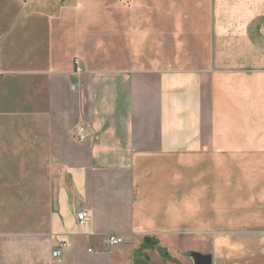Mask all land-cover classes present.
<instances>
[{
    "label": "crops",
    "instance_id": "0c3cea01",
    "mask_svg": "<svg viewBox=\"0 0 264 264\" xmlns=\"http://www.w3.org/2000/svg\"><path fill=\"white\" fill-rule=\"evenodd\" d=\"M36 5L0 49L23 87L0 118V264H230L252 247L264 264V0Z\"/></svg>",
    "mask_w": 264,
    "mask_h": 264
},
{
    "label": "rangeland",
    "instance_id": "374dc122",
    "mask_svg": "<svg viewBox=\"0 0 264 264\" xmlns=\"http://www.w3.org/2000/svg\"><path fill=\"white\" fill-rule=\"evenodd\" d=\"M37 1L38 0H0V49L2 47L4 48L9 39L13 40L16 34H26L33 29L35 15L39 8V6L36 5ZM6 24L8 25L6 26ZM3 56L4 55H0V118L4 117V120H7L10 115L14 114V110L16 109L14 102L15 94L18 91L20 92L23 87L19 85V89H17V85H15L14 82L13 73L20 70L15 67L7 68L4 65L5 61L3 60ZM220 233L222 234V232ZM198 251L200 252L199 254L202 255L205 249L200 248ZM257 257L252 247L246 254L239 255L231 260L232 263L230 264H258ZM196 264H198V262ZM219 264L226 263L223 259H219Z\"/></svg>",
    "mask_w": 264,
    "mask_h": 264
},
{
    "label": "built area",
    "instance_id": "2783aa9c",
    "mask_svg": "<svg viewBox=\"0 0 264 264\" xmlns=\"http://www.w3.org/2000/svg\"><path fill=\"white\" fill-rule=\"evenodd\" d=\"M73 136H74V139L79 143H86L89 140V133L87 132V130L84 127L75 128L73 131ZM86 218H87L86 213L81 212L78 214V220L80 222H83L84 220H86ZM108 243L110 245H118V244L122 243V240L115 237V236H110L108 238ZM65 247H66L65 243H61L58 246V248L52 252V257L55 259L58 258L61 255V253Z\"/></svg>",
    "mask_w": 264,
    "mask_h": 264
},
{
    "label": "bare ground",
    "instance_id": "6f19581e",
    "mask_svg": "<svg viewBox=\"0 0 264 264\" xmlns=\"http://www.w3.org/2000/svg\"><path fill=\"white\" fill-rule=\"evenodd\" d=\"M4 8H5V7H4ZM1 13H2V12H1ZM3 16H4V15H3ZM3 16H2V17H3ZM5 22H6V21H5ZM7 25H8V24H6V26H7ZM6 26H5V27H6ZM0 31H1V30H0ZM0 33H1V32H0ZM11 40H12V39H11ZM11 40H10V42H11ZM13 42H14V41H13ZM15 42H16V41H15ZM261 116H262V115H261ZM256 117H258V116H256ZM262 119H263V117H262ZM250 121H252V120H250ZM248 122H249V120H248ZM256 122H257V121H256ZM249 123H250V122H249ZM251 123H252V122H251ZM263 123H264V122H263ZM247 124H248V123H247ZM256 124H258V123H256ZM261 124H262V123H261ZM261 124H258V127H260L259 125H261ZM248 125H249V124H248ZM246 127H247V125H246ZM248 127H249V126H248ZM248 127H247V128H248ZM247 128H246V129H247ZM263 128H264V126H263ZM257 129H259V128H257ZM247 130H249V129H247ZM262 130H263V129H262ZM242 132H243V131H242ZM244 132L246 133V130H244ZM262 133H263V131H262ZM238 134H239V133H238ZM241 134H242V133H241ZM243 134H244V133H243ZM250 134H251V133H250ZM257 134H258V133H257ZM248 135H249V134H248ZM248 135H247V137H248ZM253 135H255V134H253ZM253 135H252V137H254ZM247 137H245V138H247ZM258 137H259V136H258ZM262 137H263V136H262V134H261V136H260L259 138H262ZM248 138H249V137H248ZM250 138H251V137H250ZM250 138H249V139H250ZM259 138H258V140H257L258 142H260V141H259ZM246 141H247V139H246ZM246 141H245V142H246ZM251 141H252V138H251ZM255 141H256V139H255ZM262 143H264V142H262ZM259 144H260V143H259ZM223 146H224V144H223ZM225 146H227V145H225ZM245 146H247L246 143H245ZM223 148H226V147H223ZM231 148L233 149V147H231ZM247 148H248V147H247ZM226 149H230V148H226ZM232 149H230V150H232ZM233 150H235V149H233ZM261 150H262V149H261ZM249 151L251 152V150H249ZM257 151H258V150H257ZM248 153H249V152H248ZM253 153H254V152H253ZM255 153H256V151H255ZM260 155H261V154H260ZM240 156H241V155H240ZM240 156H239L238 158H240ZM243 156L246 157V156H245V152L243 153ZM244 159H245V158H244ZM238 160H239V159H238ZM235 161H236V160H235ZM239 161H241V159H240ZM238 163H239V162H238ZM240 165H241V164H240ZM253 165H254V164H253ZM241 166H242V165H241ZM259 167H260V166H259ZM240 168H241V167H240ZM261 168H262V167H261ZM258 169H259V168H258ZM260 170H262V169H260ZM260 170H259V171H260ZM211 171H212V170H211ZM211 171H208V172H211ZM244 171H245V170H244ZM244 171H243V172H244ZM247 172H248V171H247ZM262 175H263V174L259 175V177L262 176ZM263 176H264V175H263ZM253 177H255V176H253ZM248 178H250V177H248ZM250 181H251V180H250ZM259 181H260V180H259ZM247 182H248V181H247ZM245 183H246V182H245ZM244 185H245V184H244ZM245 186H246V185H245ZM240 205H241V204H240ZM245 207H246V206H245ZM8 212H9V211H8ZM8 215H9V214H8ZM7 217H8V216H7ZM7 217H6V218H7ZM2 221H3V220H2ZM2 221H1V222H2ZM1 224H2V223H1ZM0 227H1V226H0Z\"/></svg>",
    "mask_w": 264,
    "mask_h": 264
},
{
    "label": "water",
    "instance_id": "95a60500",
    "mask_svg": "<svg viewBox=\"0 0 264 264\" xmlns=\"http://www.w3.org/2000/svg\"><path fill=\"white\" fill-rule=\"evenodd\" d=\"M197 261L198 264H212V260L210 256L207 257L198 256Z\"/></svg>",
    "mask_w": 264,
    "mask_h": 264
}]
</instances>
